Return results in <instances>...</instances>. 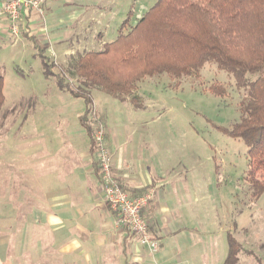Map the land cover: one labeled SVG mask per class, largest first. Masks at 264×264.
Listing matches in <instances>:
<instances>
[{"label": "rangeland", "instance_id": "374dc122", "mask_svg": "<svg viewBox=\"0 0 264 264\" xmlns=\"http://www.w3.org/2000/svg\"><path fill=\"white\" fill-rule=\"evenodd\" d=\"M155 2L49 0L42 33L73 36L72 45L79 47L63 57L54 51L55 57L33 41L44 50L52 72L77 88L69 59L112 42L127 17L123 32ZM82 10L77 24L75 14ZM77 36L82 38L74 42ZM0 78V264H69L64 248L70 242L54 233L50 210L52 197L67 183L63 167L71 144L83 148L89 143L78 119L84 105L61 91L54 76L44 75L32 42L22 34L14 42L0 33ZM212 85L223 87L224 95H213ZM90 94L88 123L109 155L106 123L117 134V151H147L153 165L174 171L172 182L193 187L197 201L186 218L195 231L178 241L182 249L192 244L190 253L182 251L181 264H223L227 234L242 248L238 264H264V193L252 199L247 148L225 132L238 122L243 96L225 71L207 64L197 78L147 77L137 84L134 99L125 102L98 90Z\"/></svg>", "mask_w": 264, "mask_h": 264}, {"label": "trees", "instance_id": "16d2710c", "mask_svg": "<svg viewBox=\"0 0 264 264\" xmlns=\"http://www.w3.org/2000/svg\"><path fill=\"white\" fill-rule=\"evenodd\" d=\"M128 20L123 21L112 42L69 59L77 88L52 72L44 50L28 38L44 75L54 76L61 91L82 100L84 112L78 119L89 140L98 176V144L88 123L93 107L91 91L125 102L134 99L137 84L147 77L197 78L205 65L215 64L243 93L238 103L239 120L225 132L247 148L246 179L252 199L259 198L264 193V0H156L123 32ZM209 91L217 97L225 92L219 85H212ZM2 103L0 78V109ZM226 240L223 264H238L242 248L231 235L227 234Z\"/></svg>", "mask_w": 264, "mask_h": 264}, {"label": "crops", "instance_id": "0c3cea01", "mask_svg": "<svg viewBox=\"0 0 264 264\" xmlns=\"http://www.w3.org/2000/svg\"><path fill=\"white\" fill-rule=\"evenodd\" d=\"M3 1L0 0V3ZM48 9L49 0H45V14ZM75 15L74 18L78 19L74 22L78 24L85 12L78 11ZM41 19L44 20V16L40 18L35 13L27 16L21 30V33H28L27 37L22 34L24 38L32 37L45 50L50 49L55 57L59 55L54 51L63 57L79 47L72 45L73 36L54 38L43 34ZM0 33L8 36L7 23L3 19H0ZM77 38L74 42H79L82 37ZM106 129L105 143L111 155V170L121 189L130 198L154 190V199L144 209L143 217L148 223L150 235L158 241L159 248L155 254H150L116 226L103 201L89 143L80 148L75 140L77 144H71L70 161L63 167L67 183L61 190L62 194L52 197L50 210V224L54 227V233L70 242L64 248L69 264H181L182 251L190 253L192 244L182 249L178 241L185 240L181 238L186 232L195 231L191 221L186 218L187 212L193 211V203L197 201L193 187L186 182V178V184L172 182L171 179L177 176L173 174L174 171L168 170L163 164L153 165L154 161L147 151L139 155L133 151L124 154L123 151H117V134L108 128L107 123ZM2 247L0 245V251Z\"/></svg>", "mask_w": 264, "mask_h": 264}, {"label": "built area", "instance_id": "2783aa9c", "mask_svg": "<svg viewBox=\"0 0 264 264\" xmlns=\"http://www.w3.org/2000/svg\"><path fill=\"white\" fill-rule=\"evenodd\" d=\"M44 3L45 0H5L0 3V19L7 23L8 36L14 42L29 14L35 13L42 18ZM95 139L98 144L96 160L105 206L113 216L116 226L135 238L137 244L146 248L150 254H155L159 244L150 235L148 223L143 217V211L152 201L154 192L148 190L144 195L130 198L112 174L110 155L102 144L101 135L95 136Z\"/></svg>", "mask_w": 264, "mask_h": 264}]
</instances>
